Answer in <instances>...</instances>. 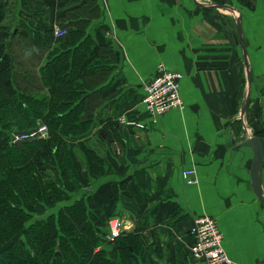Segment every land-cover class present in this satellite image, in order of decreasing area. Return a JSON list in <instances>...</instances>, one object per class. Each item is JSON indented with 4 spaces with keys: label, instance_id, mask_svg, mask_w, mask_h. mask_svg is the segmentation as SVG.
I'll list each match as a JSON object with an SVG mask.
<instances>
[{
    "label": "crops",
    "instance_id": "0c3cea01",
    "mask_svg": "<svg viewBox=\"0 0 264 264\" xmlns=\"http://www.w3.org/2000/svg\"><path fill=\"white\" fill-rule=\"evenodd\" d=\"M199 1L237 12L193 0H0V89L9 102L22 92L49 99L61 91L54 70L48 83L43 78L47 58L75 47L53 52L63 40L45 44L31 40L35 34L59 26L84 35L72 85L86 91L90 126L80 137L65 134L81 129L75 122L57 131L60 153L66 160L72 153L80 171L67 172L73 189L58 207L42 214L39 207L38 214L80 202L85 216L75 215L71 225L78 233L94 232L95 251L116 248L117 239L104 237L106 219L123 218V235L132 234L134 248L129 264H206L189 251V227L203 214L215 219L231 264H264V204L253 190V151L239 144L246 133L264 145V0ZM237 15L250 70L241 117L247 74ZM14 27L17 37L9 39ZM159 63L182 74L183 104L149 119L142 112L143 85ZM140 115L142 129L118 120ZM36 123L48 128L41 118ZM52 133L48 128L44 138ZM79 141L104 160L101 175L89 170ZM191 167L197 181L186 183L182 171ZM256 177L264 197V162Z\"/></svg>",
    "mask_w": 264,
    "mask_h": 264
},
{
    "label": "trees",
    "instance_id": "16d2710c",
    "mask_svg": "<svg viewBox=\"0 0 264 264\" xmlns=\"http://www.w3.org/2000/svg\"><path fill=\"white\" fill-rule=\"evenodd\" d=\"M65 30L66 33L59 37H55L50 29L49 34L41 37L35 34L31 38L34 41L38 38L45 44L63 40L53 52L75 47L74 53L73 49H68L47 58L43 78L48 83L54 70L60 92L49 99H36L22 92L9 102L3 99L0 89V264H129L127 259L134 252L130 233H122L117 238L115 249L110 246L95 251L94 244L98 240L94 232L78 233L71 225L75 215L85 216L80 202L58 208L56 213L45 217L40 216L44 209L54 207L66 192L73 189L67 172H72L74 177L80 171L72 153L67 160L66 154L60 153L62 138L58 129L75 122L81 125V129H67L65 134L71 132L80 137L81 132L90 126L86 117L91 115L84 112L86 91L80 90L81 84L77 82L72 85L84 55L77 52L81 44L77 46V43L84 35L75 36L68 34L69 28ZM60 112L65 118L59 116ZM37 118H41L54 133L26 142L22 147L14 144L13 131L36 127ZM76 145L89 170L101 175L105 171L101 156L85 141ZM48 170L54 173L53 177L46 175ZM39 207L43 210L40 211Z\"/></svg>",
    "mask_w": 264,
    "mask_h": 264
},
{
    "label": "built area",
    "instance_id": "2783aa9c",
    "mask_svg": "<svg viewBox=\"0 0 264 264\" xmlns=\"http://www.w3.org/2000/svg\"><path fill=\"white\" fill-rule=\"evenodd\" d=\"M52 32L55 37H59L64 35L66 30L59 26H53ZM181 77L180 72L168 70L161 63L157 64L155 73L143 85L144 92L141 97L142 112L149 119L158 117L171 108L182 107L183 103L179 93ZM140 117L141 115L137 120H128L120 116L118 120L142 129L146 127V124L141 121ZM46 135H48V128L41 123L26 130V133L20 136H13L12 141L16 138L44 137ZM182 175L186 183L197 181L193 167L183 169ZM106 229L105 239L114 242L125 231L123 218L119 216L108 217ZM188 233L191 238L189 251L193 259L204 261L206 264H231V259L222 246V232L213 217L203 214L194 218Z\"/></svg>",
    "mask_w": 264,
    "mask_h": 264
},
{
    "label": "water",
    "instance_id": "95a60500",
    "mask_svg": "<svg viewBox=\"0 0 264 264\" xmlns=\"http://www.w3.org/2000/svg\"><path fill=\"white\" fill-rule=\"evenodd\" d=\"M195 4L199 6H204V7H221V8H227L232 12H237V9L233 6L227 5V4H220V3H212V2H202L199 0H193ZM235 18V24L237 27L238 31V36H239V41L241 45V49L243 52L244 56V62H245V67H246V74H247V88L243 94L242 97V102H241V107H240V117L243 115L245 106L248 100L249 92H250V70H249V64H248V59L246 56V48L244 44V38L242 34V27H241V22H240V17L239 15L234 16ZM17 32L18 28L14 27L12 28L10 34H9V39H11L13 36L17 37ZM26 133V130H15L13 131V136H20L22 134ZM244 137L239 144L241 145H249L252 148L253 151V162H252V170H251V176H252V184H253V190L256 194V196L259 198V200L264 204V197H262L259 185H258V177L257 174L259 173L261 169L262 162H264V145L261 143V137L255 136L253 134L251 135H246V133L242 136ZM36 138H16L14 140V144H16L18 147H22L23 144L26 142H31L35 140ZM44 217V216H43Z\"/></svg>",
    "mask_w": 264,
    "mask_h": 264
},
{
    "label": "rangeland",
    "instance_id": "374dc122",
    "mask_svg": "<svg viewBox=\"0 0 264 264\" xmlns=\"http://www.w3.org/2000/svg\"><path fill=\"white\" fill-rule=\"evenodd\" d=\"M56 207H58V204H57L56 206L52 207L51 209L54 208V210H55ZM51 209H49L48 212H49Z\"/></svg>",
    "mask_w": 264,
    "mask_h": 264
},
{
    "label": "bare ground",
    "instance_id": "6f19581e",
    "mask_svg": "<svg viewBox=\"0 0 264 264\" xmlns=\"http://www.w3.org/2000/svg\"><path fill=\"white\" fill-rule=\"evenodd\" d=\"M47 136V135H46ZM45 137V136H44ZM44 137H33V138H36V139H38V138H44Z\"/></svg>",
    "mask_w": 264,
    "mask_h": 264
}]
</instances>
